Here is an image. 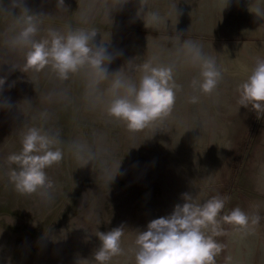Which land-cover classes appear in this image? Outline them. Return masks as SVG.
Returning <instances> with one entry per match:
<instances>
[{"label": "rangeland", "instance_id": "rangeland-1", "mask_svg": "<svg viewBox=\"0 0 264 264\" xmlns=\"http://www.w3.org/2000/svg\"><path fill=\"white\" fill-rule=\"evenodd\" d=\"M27 15L36 40L96 32L90 46L105 50L109 78L96 83L87 67L67 79L28 68L27 49L15 43ZM196 49L220 73L211 94L193 87ZM258 59L264 0H0V264H95L96 232L121 226L123 253L110 264H135L138 232L185 194L196 204L225 199L216 264H264V111L240 106L238 91ZM144 63L171 67L176 101L134 131L107 107L113 79L138 85ZM33 127L56 140L63 159L45 169L51 187L21 194L9 157ZM236 207L246 228L221 219Z\"/></svg>", "mask_w": 264, "mask_h": 264}, {"label": "clouds", "instance_id": "clouds-1", "mask_svg": "<svg viewBox=\"0 0 264 264\" xmlns=\"http://www.w3.org/2000/svg\"><path fill=\"white\" fill-rule=\"evenodd\" d=\"M58 7H64V0H58ZM23 10L28 13L26 9ZM34 18L27 15L15 37V43L27 49L28 68L39 72L51 67L61 79H67L70 73L87 67L94 73L96 83L109 78L102 67L108 59L105 50L90 46L96 32L69 30L65 35L51 31L50 39L36 40L38 27ZM194 60L200 64L201 79L193 80V87L211 94L220 79L215 62L203 56L198 49L195 50ZM3 84L4 80L0 79V86ZM177 87L171 67H154L144 63L138 85L113 79L110 87L112 99L107 112L111 117L125 122L130 130H142L171 113ZM238 91L240 106L250 105L256 112L264 111V59L256 61ZM192 99L195 103L197 98ZM56 143L54 138L35 127L23 134L21 151L9 157V162L18 166V171L10 173V180L19 193L32 194L45 186L51 187L45 169L59 164L63 159V153ZM184 199L186 202L182 206L177 205L170 216L153 219L146 231L138 232L135 264H216L215 258L223 246L213 237L221 234L218 217L224 209L225 199L214 196L203 204L192 202V197L187 194ZM221 219L240 228H246L249 224L248 215L239 207ZM209 226H212V236L205 235L204 230ZM96 235L101 246L94 253L95 264H110L113 257L123 253L122 226L108 232L97 231Z\"/></svg>", "mask_w": 264, "mask_h": 264}]
</instances>
